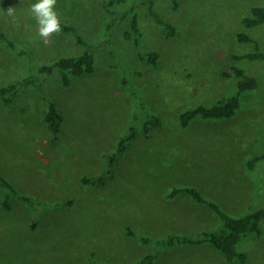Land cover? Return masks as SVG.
Returning <instances> with one entry per match:
<instances>
[{
    "label": "rangeland",
    "instance_id": "374dc122",
    "mask_svg": "<svg viewBox=\"0 0 264 264\" xmlns=\"http://www.w3.org/2000/svg\"><path fill=\"white\" fill-rule=\"evenodd\" d=\"M36 2L0 0V30L14 42L0 38V86L33 80L12 102L0 101V174L36 202L11 194L6 208L10 190L0 185V264H135L157 251L140 236L197 235L223 225L190 194L170 196L175 187L199 189L234 217L264 206V56L235 58L256 48L238 38L242 32L264 53V24L243 22L264 0H154L174 35L155 20L150 0H57L60 21L76 26L85 43L65 31L45 43L30 11ZM87 49L96 70L73 76L69 86L58 72H38ZM152 51L159 54L156 65L143 58ZM236 67L259 81L237 114L183 125L184 110L236 91ZM47 99L63 112L59 133L45 121ZM151 114L163 122L145 134ZM132 125L136 138L106 175L109 156ZM256 155L262 158L251 166ZM99 174L107 177L103 184L83 181ZM262 228L261 237L250 234L240 242L248 254L244 264H264V221ZM153 264L225 259L212 246L174 245L160 249Z\"/></svg>",
    "mask_w": 264,
    "mask_h": 264
},
{
    "label": "trees",
    "instance_id": "16d2710c",
    "mask_svg": "<svg viewBox=\"0 0 264 264\" xmlns=\"http://www.w3.org/2000/svg\"><path fill=\"white\" fill-rule=\"evenodd\" d=\"M124 0H108L110 4L122 2ZM154 0H150V12L155 20L163 25L169 35L176 33L175 26L167 22L155 8ZM114 15L116 12L111 11ZM116 18V17H115ZM243 22L248 27H255L264 24V5H256L252 8L250 15L243 18ZM132 32L135 36L136 43L141 40V30L139 26L137 13L134 12L132 17ZM62 31L72 33L75 35L79 42H84L78 28L72 24L61 22ZM128 35H130L128 33ZM0 38L4 39L11 45H14L13 40L4 31L0 30ZM238 38L243 42L254 41L256 48L244 54H237L235 58H247L251 60H258L263 58V50L257 40L251 37L250 34L242 32L238 34ZM158 52L152 51L146 53L143 58L147 59L153 64L158 63ZM96 70L95 54L91 50L76 55L63 56L56 59L53 63L43 64L38 68V72L53 73L58 72L61 76L62 82L69 86L72 82L73 76L83 74H92ZM235 73L239 77L236 91L230 96L221 99L211 105L199 104L193 108L184 110L181 113V122L183 125H188L191 121L197 118L203 119H226L235 116L243 103L244 94L257 87L258 78L255 75H250L245 69L236 67ZM33 80L29 77L15 80L9 84L0 86V101L10 103L13 101L14 96L18 93L19 89L30 84ZM45 121L47 122L50 130L53 133H59L62 129L64 122L63 112L58 107L57 103L52 99H47V110L45 113ZM163 119L160 114L147 115L144 120L143 132L145 134L151 133L155 128L162 125ZM137 136V127L132 125L119 139L115 151L109 156L106 167V175L113 172L118 157L122 154L130 143ZM262 158V155L253 157L250 165ZM105 174L96 176H84L83 181L86 183L103 184L107 177ZM0 185L8 188L10 192L4 200V207L10 206L11 194L20 196L31 206H35L36 202L32 197L22 195L18 192L16 186L7 178L0 174ZM180 193H188L192 196L193 200L205 204L210 209L214 210L223 220V225L217 230H205L197 235L189 234H169L162 238H152L151 236H140L144 243H154L157 251L146 255L135 264H153L159 257L160 249L168 246L176 245H190V246H212L218 250L225 259V264H244L248 260V254L239 249V244L245 236L255 234L258 237L263 235L262 224L264 221V206L253 209L241 216L234 217L226 213L219 203L205 197L203 193L195 187H175L170 193V196L175 197ZM128 234L136 236L132 227H128Z\"/></svg>",
    "mask_w": 264,
    "mask_h": 264
},
{
    "label": "clouds",
    "instance_id": "9594fccd",
    "mask_svg": "<svg viewBox=\"0 0 264 264\" xmlns=\"http://www.w3.org/2000/svg\"><path fill=\"white\" fill-rule=\"evenodd\" d=\"M56 5L57 0H37L30 6V11L38 24V35L45 43L62 31ZM13 11V8H10L8 14L12 15Z\"/></svg>",
    "mask_w": 264,
    "mask_h": 264
}]
</instances>
